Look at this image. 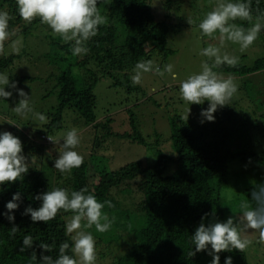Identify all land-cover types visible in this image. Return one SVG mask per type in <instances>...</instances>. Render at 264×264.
Here are the masks:
<instances>
[{
    "label": "trees",
    "instance_id": "16d2710c",
    "mask_svg": "<svg viewBox=\"0 0 264 264\" xmlns=\"http://www.w3.org/2000/svg\"><path fill=\"white\" fill-rule=\"evenodd\" d=\"M177 1L159 0V17L156 0H111L109 4L98 0L97 6L107 17V23L99 26L97 35L85 43L86 54L73 56L74 42H65L51 29L36 34L37 30H46L47 25L39 18L25 22L19 17L16 0H0V11H7L11 17L8 31L15 34L4 43L0 74L7 75L10 82H18L17 86L48 77L53 85L41 99L54 95L58 102L55 107L41 111L30 104L32 112L27 116L38 119L36 114L39 113L46 117L44 121L38 119L40 126L37 129L28 123L23 125L21 121L9 125L8 131L22 142L26 160L37 161L17 181L0 184V264H39L38 245L41 243L50 246L51 251L45 254L53 258L58 256L62 242L71 246L65 224L72 212L61 209L46 223H33L30 216L22 215L28 205L33 208L41 205L42 202L35 199L37 194L57 187L67 189L69 193L87 188L86 194L95 195L98 202H111V207L105 204L102 209L113 221L111 228L99 233L93 226L87 231L99 233L100 241L109 246H115L122 235L128 237L127 245H123L124 253L114 264H210V245L208 250L190 255L195 251L192 235L201 223V217L210 214L205 218V224L226 222L229 216L239 217L240 203L251 202L252 188L264 183V55L250 66L238 62L235 67L222 65L214 69L225 78L239 79L235 82L237 91L228 105L214 113L213 122L201 124V116L187 121L171 119L173 153L159 151V157L153 162L146 164L137 160L116 170L108 169L104 160H96L106 139H126L148 148L160 146L158 132L154 134L153 143L141 132L135 107L127 110L132 132L115 134L111 119L99 120L95 89L101 78L107 77L113 81V87L139 92L141 88L132 83L130 74L136 63L152 59L153 55L168 62L175 54L168 45L169 37L183 28L181 17V23H172L182 9L177 6ZM244 2L250 4L254 18L264 16V0ZM236 22L245 28L251 27L248 21L237 19ZM33 37L40 43L38 48L29 46ZM19 39L20 51L16 54L11 45ZM36 50L39 54L35 56ZM39 61L38 66L35 62ZM33 65L38 72L36 75H27L22 70ZM40 68L47 69V76L40 73ZM18 99L13 91L11 99L0 97V103L15 107ZM68 109L77 112L97 132V139L90 145L91 154L87 156L85 152L79 168L60 173L53 167L58 151L56 155L49 152L55 143L48 137L57 141L54 133L63 131L64 114ZM233 189L239 194L229 193ZM17 192L21 194V201L14 215L19 227L13 235L12 224L3 213L7 211L6 203ZM84 223L82 221V226ZM25 235L32 236L34 248L22 252ZM33 251L36 259H32ZM68 254L77 259L71 247ZM219 255L220 264H224L227 256L232 257L233 264H250L247 248L242 252L230 249Z\"/></svg>",
    "mask_w": 264,
    "mask_h": 264
},
{
    "label": "clouds",
    "instance_id": "9594fccd",
    "mask_svg": "<svg viewBox=\"0 0 264 264\" xmlns=\"http://www.w3.org/2000/svg\"><path fill=\"white\" fill-rule=\"evenodd\" d=\"M111 0H104L109 4ZM98 0H16L19 17L25 22L31 23L39 18L42 24H46L55 35L60 36L65 42L72 44V55L79 56L86 54L88 49L85 43L98 33L99 26L107 23V17L102 15L98 6ZM11 17L7 11H0V54L4 53V43L10 35H15L8 31ZM237 19L248 21L251 27L245 28L231 21ZM189 25L192 20H187ZM202 36L214 37L219 33L220 44L230 41L240 46L241 51L250 47L258 37L262 27H264V16L253 17L251 6L244 0H218L216 6L204 16L198 24ZM19 41H13L11 47L16 54L19 53ZM202 56L208 61L202 62L201 71L189 75L179 84L181 98L189 104L202 105L208 102L207 108H202L200 112L203 124L205 121L213 122L214 113L218 108L228 105L233 95L237 91V85L232 78H224L214 69L222 65L235 67L238 57L227 53H221V48L209 45L201 50ZM131 81L134 85L140 84L143 73L155 71L161 76L165 72L176 79L171 64L165 65L164 69L155 66L151 59L138 61L134 68ZM18 82L9 80L5 74H0V97L9 100L13 97V91L19 97L14 111L18 115H25L32 112L30 107L29 94L17 86ZM9 88L13 91H6ZM190 112V110H189ZM188 112V113H189ZM38 119L44 121L43 114H36ZM188 118V115L186 119ZM51 142L56 143L50 137ZM79 136L76 129H71L64 134L63 143L58 150V155L54 160L53 167L60 173H69L73 168H79L83 164V157L74 149L79 144ZM23 146L21 140L9 131L0 132V184L15 182L27 173L28 164L26 157L22 154ZM88 193L87 188L78 191L68 192L64 188H54L51 191L39 193L35 199L41 201L38 208L28 205L22 215L30 216L33 223L48 222L54 219L58 212L63 209L65 212H72L73 215L65 224L66 234L71 236L72 244L62 242L59 245V254L56 258L45 253L50 252L48 244L41 243L39 247V264H95L96 251L95 239L90 231L93 226L99 233L107 232L113 221L102 209L107 204L111 207V202H98L93 194ZM21 194L19 192L12 195L5 207L6 212L3 216L12 224L11 232L14 235L18 231L15 224L14 212L19 208ZM241 214L239 217L229 216L226 222L204 223L209 213L201 217V223L196 227L192 235V243L195 251L190 255L194 256L197 252L206 251L211 247L208 254L212 256L210 264H220L221 252L235 249L244 251L252 241L242 238L240 225L243 230H256L259 242L264 243V183L257 184L251 190V202L242 201L239 205ZM213 217L215 213L211 214ZM71 247L73 255L68 254ZM34 241L31 235H25L22 241L21 251L33 249ZM32 259H36L33 251ZM224 264H233L231 256L225 257Z\"/></svg>",
    "mask_w": 264,
    "mask_h": 264
},
{
    "label": "rangeland",
    "instance_id": "374dc122",
    "mask_svg": "<svg viewBox=\"0 0 264 264\" xmlns=\"http://www.w3.org/2000/svg\"><path fill=\"white\" fill-rule=\"evenodd\" d=\"M217 3L218 0L177 1V6H180L182 9L178 11L180 14L178 16L176 15L174 18L175 21H172V23H181V17L183 19V28L170 35L168 44L169 47L175 51V54L169 57L167 63L158 55H153L151 59L154 65L160 67L161 70L164 69L165 65L171 64L173 66V72L176 74V79H172V75L167 72H165L163 76L155 71L143 73L141 83L137 84V86L141 88L139 92H128L126 88L113 87V81L107 77L101 78L98 82L95 89V94L97 96L96 113L99 120L107 118L112 120L111 127L115 134H123L127 131L132 132L129 127L130 124H128L129 116L127 110L131 107H135L140 130L143 132L144 136L147 138L149 136L148 142H155V132H158L161 136L160 146H154L152 148L143 147L126 139L111 138L110 140L113 141L106 139L103 146L97 152V154L101 155H98L96 160H104V164L108 163V169L116 170L121 166L137 160H141L148 164L159 157V151L164 154H169L171 151L173 153L171 119L191 120L194 117L200 116L202 108L208 107L207 101L202 105L189 104L181 98L179 92V84L183 79H186L191 74L199 73L202 70V62L208 61L211 63L207 57L200 54L203 48L209 45L220 47L222 54L227 53L231 56H236L238 57V62H242L248 66L252 65L254 61L264 55V27H262L255 42L243 51H241L238 44H234L230 41H225L223 45H221L219 33L214 34L212 38L202 36L198 24L207 12L211 11ZM155 5L156 13L159 16L157 10L159 0H156ZM189 19L192 20L191 25L187 23ZM231 22L234 23V21ZM235 23L237 22L235 21ZM45 29L46 30H37L35 33L39 35L42 31L47 33V30H50L49 26L45 27ZM30 40L29 46L31 48H38L37 46L40 45L38 39L33 37ZM18 41L21 42V39ZM7 52L9 53V51ZM38 54L39 52L36 50L35 56ZM243 56L244 58L242 59ZM35 64L39 66L40 61L35 62ZM22 70L27 75H36L35 73H38L34 65L23 67ZM19 71L20 69L17 70L18 73ZM40 73H45L47 76V69L40 68ZM130 74L132 76L134 71ZM117 77L120 78L121 74H117ZM256 77L257 76H254V79H256ZM42 79L43 80L40 82H27L18 86L29 94L30 104L38 111H41V109L48 110L58 104L54 95L44 100L41 99L47 91L51 90L53 85L48 77ZM232 80L234 83L239 81V79L236 80L234 78H232ZM232 101L236 100L232 99ZM0 113V132L8 131L10 129L9 125L14 124L13 121L16 122L15 124H19V121H21L23 125L28 123L33 129H37L40 126L38 119L27 116V113L25 115H18L14 111V107H10V105L5 102L0 103ZM187 115L188 118L186 119ZM64 117L65 127L63 131L54 133V138L57 141H55L54 147L49 149V152H51L52 155H56V151L60 149L63 143L64 134L71 129H76L80 142L74 150L82 157L85 155V152L86 155L89 156L91 154V149L89 148L94 139H97V132H94L95 130L88 126L86 121L81 118L77 112L71 109L65 112ZM195 123H197V121ZM110 143L111 145H109ZM36 161L35 159L26 160L28 167H33ZM233 167L236 166L233 164ZM170 169L173 171L174 167H170ZM237 191L238 190L233 189V191H229V193L239 194ZM240 227L242 228V238H247L252 241L247 247V250L250 251V264H264V243L259 242L258 232L250 229L243 230L242 224ZM82 230L87 231L83 226ZM91 234L96 242L95 264H114L116 259L124 253L123 251L125 248L123 245H127L128 237L125 238V236L122 235L120 241L114 243L115 246H109L105 241H100L99 233L91 231Z\"/></svg>",
    "mask_w": 264,
    "mask_h": 264
},
{
    "label": "built area",
    "instance_id": "2783aa9c",
    "mask_svg": "<svg viewBox=\"0 0 264 264\" xmlns=\"http://www.w3.org/2000/svg\"><path fill=\"white\" fill-rule=\"evenodd\" d=\"M49 140V139H48Z\"/></svg>",
    "mask_w": 264,
    "mask_h": 264
}]
</instances>
